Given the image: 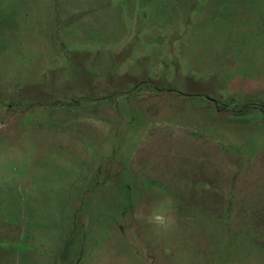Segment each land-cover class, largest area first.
Masks as SVG:
<instances>
[{
	"label": "rangeland",
	"instance_id": "obj_1",
	"mask_svg": "<svg viewBox=\"0 0 264 264\" xmlns=\"http://www.w3.org/2000/svg\"><path fill=\"white\" fill-rule=\"evenodd\" d=\"M0 264H264V0H0Z\"/></svg>",
	"mask_w": 264,
	"mask_h": 264
},
{
	"label": "clouds",
	"instance_id": "obj_2",
	"mask_svg": "<svg viewBox=\"0 0 264 264\" xmlns=\"http://www.w3.org/2000/svg\"><path fill=\"white\" fill-rule=\"evenodd\" d=\"M93 122L98 125L100 123L95 120ZM172 211L171 199L165 198L158 205L154 206L149 213L145 214L143 211L138 212L137 219L145 220L158 232H168L174 224V217L171 215Z\"/></svg>",
	"mask_w": 264,
	"mask_h": 264
}]
</instances>
